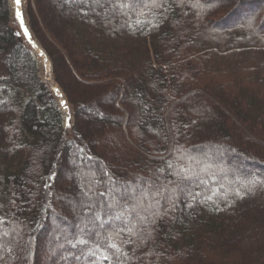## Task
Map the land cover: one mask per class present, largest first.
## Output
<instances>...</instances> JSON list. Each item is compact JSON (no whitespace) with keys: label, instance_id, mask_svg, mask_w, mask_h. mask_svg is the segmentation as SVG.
<instances>
[{"label":"trees","instance_id":"obj_1","mask_svg":"<svg viewBox=\"0 0 264 264\" xmlns=\"http://www.w3.org/2000/svg\"><path fill=\"white\" fill-rule=\"evenodd\" d=\"M26 1L71 127L0 0V264H264V0Z\"/></svg>","mask_w":264,"mask_h":264},{"label":"snow or ice","instance_id":"obj_2","mask_svg":"<svg viewBox=\"0 0 264 264\" xmlns=\"http://www.w3.org/2000/svg\"><path fill=\"white\" fill-rule=\"evenodd\" d=\"M81 2L87 3L88 0H81ZM149 2L152 5V7H154V8H156V7L163 8L165 6V4L167 3V0H149ZM15 3L17 5H19L21 3V0H15ZM113 3L117 8H123V7L130 6L129 0H113ZM145 6H147V5H145ZM86 14L87 13H85V15ZM17 16H20L19 12H17ZM61 103L66 107V102L61 101ZM70 119H71L70 117L67 118V120L65 122L66 127H71L70 123L67 122ZM88 159L91 160V157H89ZM168 167L172 168L173 165L171 163H169ZM190 173H191V169L182 167L179 170L172 173L173 175H175L178 178V180L175 182L174 188L168 189L165 187L163 190H161V188L155 182H153L149 188V191H154L156 195L162 196L165 201H171L170 209L175 210V200L173 199V197L178 199V197L175 196L176 193H179V195L187 194L193 200L195 199L196 195H199L198 193L193 194L190 190V186H189L191 183ZM102 175L105 177H108L109 183L105 185V191L98 193V195L100 197H104L105 195H107L114 202V204L105 205V207H113V206L123 207V205L120 202L121 201H129L131 199L133 191H134L133 182H131V181H118V180H116L115 177H111L109 175V173L107 172V170H103ZM260 183L264 184V180L260 181ZM46 186L50 187V185H46ZM164 192H168L169 195L164 196L163 195ZM85 195H87V193H85ZM237 195H239V193H237ZM156 204L159 207L160 202L157 200ZM90 207H91V205H90ZM188 207L191 208L192 205L189 204ZM133 211H135V208H133ZM124 216H125V213L122 212L119 216H116L115 219L123 221ZM96 219H98V214L94 213L92 216V220L95 221ZM103 223L104 222L101 221V225ZM116 234L119 235V233H116ZM87 243L88 242L86 240L80 239L76 243L72 244V247L75 248L77 246V244H85L86 245ZM109 246L111 248L115 249L117 252H121V250L119 249V247L117 246L116 243H110ZM121 254L126 255V253H122V252H121ZM91 255L94 256L95 253L92 252ZM25 258H27V257H25ZM76 259H80V257H76ZM104 259L107 260L108 257L105 256Z\"/></svg>","mask_w":264,"mask_h":264},{"label":"rangeland","instance_id":"obj_3","mask_svg":"<svg viewBox=\"0 0 264 264\" xmlns=\"http://www.w3.org/2000/svg\"><path fill=\"white\" fill-rule=\"evenodd\" d=\"M8 1V4L10 5L9 6V8L10 7H12V11H13V8L15 7V4L13 3V0H7ZM27 5V1L26 0H21V3L18 5L19 7H20V9H21V11H22V9L24 10V8H25V6ZM260 7H261V5H259ZM256 9L258 8V6L257 7H255ZM14 12V11H13ZM246 17H248L247 15H246ZM24 19H25V17H24ZM246 19L247 18H245V19H243V20H240L239 21V23L240 24H246ZM43 20H44V22H49V23H57V22H59L60 21V18H59V16H54V17H52L51 19L49 18H46V17H43ZM25 21V22H24ZM23 21V23H25L26 24V26L28 27V24H27V22H26V20H24ZM27 29V28H26ZM221 30V29H220ZM219 30V31H220ZM222 31H223V29H222ZM31 35V34H30ZM27 40H28V38L30 39V36H28V37H25ZM32 40H34L33 39V37H32ZM35 42V41H34ZM36 44H37V42H35ZM34 52V51H33ZM34 55H35V57L37 56L36 55V53L34 52ZM37 58V60H38V64H39V68H40V74H41V79H44V81L48 84V86H50V87H56L55 86V82L53 81V79H52V74H51V72H49V74H47L48 72H47V70H46V72H45V69H46V67L44 66V61H42L40 58H38V57H36ZM49 64H50V62H49ZM50 67V66H49ZM50 71V70H49ZM60 95H62V93L60 94ZM61 100H64V102H66V100H65V98H64V96H61ZM55 100H56V102H57V104L59 105V103H60V100H59V98H56L55 97ZM66 104H67V102H66ZM68 106V105H67ZM59 107H61L60 105H59ZM62 109V108H61ZM62 111H63V109H62ZM68 112H69V110H68ZM64 114V113H63ZM85 115H89V112H86L85 113ZM68 117H70L71 118V116L69 115V114H67V117H65L64 116V128L66 129V130H68V128L69 127H66L65 126V122H66V120H67V118ZM68 123H70V125H71V119L70 120H68L67 121ZM263 180H264V178H263ZM264 185V184H263Z\"/></svg>","mask_w":264,"mask_h":264}]
</instances>
